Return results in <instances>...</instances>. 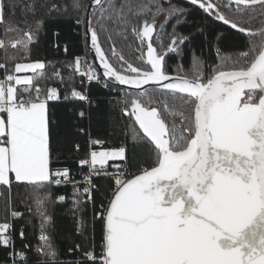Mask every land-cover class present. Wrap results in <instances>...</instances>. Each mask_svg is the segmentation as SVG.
Listing matches in <instances>:
<instances>
[{"label": "snow or ice", "instance_id": "obj_1", "mask_svg": "<svg viewBox=\"0 0 264 264\" xmlns=\"http://www.w3.org/2000/svg\"><path fill=\"white\" fill-rule=\"evenodd\" d=\"M184 4L243 34L247 49L223 55L217 46L218 62L205 65L192 48L185 69L181 46L205 29L199 26L188 35L177 31L178 24L187 22L181 17L191 11ZM68 6L58 0H0L3 35L14 34L0 38L5 56V62H0L4 70L0 77V199L4 201L0 247L9 250V264H27L31 249L27 244L15 249L12 233L24 214L12 207L13 198L34 201L42 242L35 251L45 257L38 264H60L45 234V225L51 223L44 208L51 200L50 189L71 184L73 210L83 213L84 205L94 202V176H111L114 181L110 199L94 215L102 226L100 252L96 253L94 243L87 251L77 244L75 250L81 251L82 258L69 264H264V0H91L90 5L71 0L77 13L74 22L82 28L84 44L94 52L102 72L81 56L65 62L70 69L67 81L59 69L46 75V66L54 67L52 62H15L8 49L22 51L28 59L46 20L65 14ZM18 7L25 14L24 28L15 20ZM257 8L259 27L253 25ZM40 10L43 15L37 16ZM160 16L164 21L157 25ZM173 18L175 23L167 32ZM108 22L117 28L109 30ZM129 30L139 43L127 47L141 53L137 59L144 60L146 67L134 66L114 43L107 50L102 47L101 32L109 41L112 31L127 41ZM224 38L223 31L216 32L217 44ZM169 54L177 57L172 73ZM9 62L14 63L11 70ZM72 74L79 75L81 84L137 90L124 91L121 111L133 121V146L147 144L155 156L153 166H139L130 173L128 168L137 162L135 155L129 160L126 145L103 148V141L89 136L90 151L78 161L89 169L81 181L73 180L67 167H51L49 102L62 97L56 87L42 88L40 82L58 79L71 85ZM73 98L88 101L86 92L74 88L63 95L65 101ZM79 116H85L83 110ZM175 117L180 118L179 125ZM97 145L103 150H95ZM75 149L80 150L78 143ZM110 161L123 164H113L114 171L109 172ZM65 199L57 197L61 203ZM85 227L81 217L77 233L83 234ZM19 236L25 239L24 225Z\"/></svg>", "mask_w": 264, "mask_h": 264}, {"label": "trees", "instance_id": "obj_2", "mask_svg": "<svg viewBox=\"0 0 264 264\" xmlns=\"http://www.w3.org/2000/svg\"><path fill=\"white\" fill-rule=\"evenodd\" d=\"M43 2V0H41ZM62 5H69L67 12L63 15H55L46 20L44 27L38 33L37 42L30 46V55L28 59L24 58L22 51L9 48L8 53L16 56L15 62H31L35 60H42L45 62H52L53 66H46V75L51 76L53 71L59 69L65 80L70 76V69L65 67V62L73 61L76 56L88 57L89 62L95 67L91 53L88 51V46H85L82 37V28L77 27L74 22V17L77 13L71 8V0H58ZM83 4H90L91 0H81ZM120 0H117L119 3ZM173 3H182V0H172ZM184 7H190L191 11L186 17H181L187 22L178 24L177 31L182 35H188L195 32L199 26H203L205 32L203 35L196 33L190 42H186L181 46L183 53V67L188 69L191 61L190 49L195 48L196 55L208 64H215L218 62L216 56V47L219 46L223 55H230L237 52H242L247 49V38L243 34L236 33L235 30L229 29L220 22L214 21L211 17L206 16L201 10L194 6L184 4ZM260 9H256V20L253 25L259 27L261 17L259 15ZM37 16L43 15V10L36 13ZM25 18L24 12L21 8H17L15 12V20L20 22L21 28L26 27L22 22ZM29 23L32 20V14H27ZM94 26L99 31V26L93 20ZM175 23L173 18L166 25V31L171 32L172 25ZM109 30L117 28L116 25L108 22ZM217 31H223L225 38L217 44L215 34ZM58 32L59 36L54 35ZM14 37V34H13ZM4 37L3 26L0 25V38ZM107 34L100 33L102 47L107 50L114 43L118 50H123L126 58L133 62L134 66L146 67L144 60L137 59L141 53L135 51V47L128 48L127 45L135 46L139 42L128 31L127 41L112 31V40H107ZM59 45L57 47L56 45ZM65 45L67 52H65ZM110 55V53H109ZM169 65V72L172 73L177 57L175 54H169L166 57ZM0 62H5L4 52L0 50ZM11 70L14 67L13 62L7 65ZM206 71L208 69L206 68ZM4 75V70H0V77ZM81 78L78 74H72V82L69 85L67 82L61 84L58 79H49L41 81L42 88L56 87L61 93V100L49 102V120L52 149V164L55 168H69L70 176L75 181H80L81 172L86 169V166L80 167L79 159L84 158L90 151L89 136L92 139L103 141V148H115L122 145L127 147V155L129 160H132L135 155L136 164L128 168V172L136 173L139 166L151 167L155 156L150 154L149 146L147 144L142 146H133L131 139V125L133 123L129 117L123 115L121 108L123 107V95L120 93V88L115 86L113 88L103 87L100 83H84L81 84ZM111 84L110 81H105ZM86 92L88 96L87 102H81L77 99H69L65 101L63 95L65 92H70L72 89ZM134 93L135 91H128ZM120 101L121 103H118ZM83 110L84 117L79 116V112ZM175 119V118H174ZM176 121V120H175ZM178 124V123H177ZM78 129H84L81 133ZM80 145V150L76 151L75 144ZM102 149L99 145L95 146V150ZM113 164H123L121 161H110L106 168L108 171L112 169ZM132 177V176H130ZM96 186L93 191L94 202L84 205L86 209L83 213L74 212L73 210V188L71 184L53 186L50 189L51 200L44 205L45 211L51 216V223L45 225V233L50 237L53 248L58 252V261L60 264H69L70 261L82 258L81 251H76L75 246L81 245L82 251H87L95 244V251L100 252V245L102 243L101 222L94 220L95 213L101 210V205H106L110 199L111 190L114 188V181L111 176H95L92 180ZM81 190L82 186L80 185ZM15 192L16 190L13 189ZM65 196L64 202H58L57 197ZM12 207L21 211L23 218L15 222V231L12 233L15 241V249L17 251L24 248V245H31V249L27 251V264H38L39 261L45 259L42 255H38L35 248L42 242L38 240L40 235L41 221L40 217L35 215V204L31 199H25L22 203L19 198H13ZM4 201L0 199V219L3 218ZM28 208L33 211L29 212ZM83 218L86 222V227L83 234L77 233L78 221ZM27 221V223H26ZM94 224V230H93ZM21 225L25 226V239L21 240L19 236V229ZM69 248L73 249L69 253ZM9 250L0 247V264H9L7 261ZM17 264H20L18 261Z\"/></svg>", "mask_w": 264, "mask_h": 264}, {"label": "built area", "instance_id": "obj_3", "mask_svg": "<svg viewBox=\"0 0 264 264\" xmlns=\"http://www.w3.org/2000/svg\"><path fill=\"white\" fill-rule=\"evenodd\" d=\"M81 57H86L87 62H88L89 64H91V63L89 62L88 57H87L86 55L81 56ZM1 77H3V76H1ZM124 91H127V90H126V89H123V88H120V93H121V95H123ZM88 171H89V169H88V167L86 166V169H84V170L81 172V179H80V181L83 179L84 174H87ZM112 171H114L113 168H112L109 172H112ZM94 177H95V176H94ZM94 177H92V180H93ZM71 178H72V177H71ZM126 178L129 179L130 176H126ZM92 182H93V181H92ZM93 184H94V182H93ZM81 186H82V189H83V186H84V185L81 184Z\"/></svg>", "mask_w": 264, "mask_h": 264}, {"label": "water", "instance_id": "obj_4", "mask_svg": "<svg viewBox=\"0 0 264 264\" xmlns=\"http://www.w3.org/2000/svg\"><path fill=\"white\" fill-rule=\"evenodd\" d=\"M90 4H91V2H89ZM89 4V5H90ZM91 53V56H92V59H93V63H94V65L97 67V69H98V72H102V69L100 68V66H99V62L95 59V54H94V52H90ZM117 87H119V88H123V89H126V90H128V91H137V90H135V89H131V88H127V86H119V85H117ZM130 178H132V177H130ZM129 178V179H130Z\"/></svg>", "mask_w": 264, "mask_h": 264}, {"label": "rangeland", "instance_id": "obj_5", "mask_svg": "<svg viewBox=\"0 0 264 264\" xmlns=\"http://www.w3.org/2000/svg\"><path fill=\"white\" fill-rule=\"evenodd\" d=\"M164 21V17L163 16H160L157 18V25L163 23ZM94 24V23H93ZM154 41H155V36H154ZM144 52H146V49L144 50ZM144 57H145V53H144ZM175 120H176V123H178V125L180 124V118L179 117H175ZM100 150H103V149H100ZM46 234V233H45ZM47 235V234H46Z\"/></svg>", "mask_w": 264, "mask_h": 264}, {"label": "crops", "instance_id": "obj_6", "mask_svg": "<svg viewBox=\"0 0 264 264\" xmlns=\"http://www.w3.org/2000/svg\"><path fill=\"white\" fill-rule=\"evenodd\" d=\"M22 74H30V73H22ZM49 113H50V111H49Z\"/></svg>", "mask_w": 264, "mask_h": 264}, {"label": "flooded vegetation", "instance_id": "obj_7", "mask_svg": "<svg viewBox=\"0 0 264 264\" xmlns=\"http://www.w3.org/2000/svg\"><path fill=\"white\" fill-rule=\"evenodd\" d=\"M145 53V60H146V52H144Z\"/></svg>", "mask_w": 264, "mask_h": 264}]
</instances>
